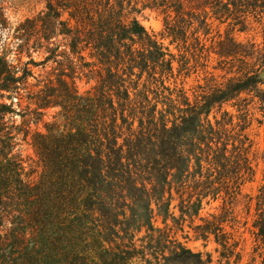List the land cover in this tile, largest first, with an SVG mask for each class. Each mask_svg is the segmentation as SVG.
<instances>
[{
    "label": "trees",
    "instance_id": "trees-1",
    "mask_svg": "<svg viewBox=\"0 0 264 264\" xmlns=\"http://www.w3.org/2000/svg\"><path fill=\"white\" fill-rule=\"evenodd\" d=\"M26 1L0 0V264H213L176 236L187 219L195 239L220 246L215 264H239L236 207L255 174L244 131L253 110L264 121V35L232 32L264 20V0H40L36 15L11 20L7 4ZM144 8L163 16L160 37L132 15ZM211 54L229 76L190 95L183 78ZM77 79L92 84L81 91ZM21 133L36 179L14 153ZM252 227L264 264V178Z\"/></svg>",
    "mask_w": 264,
    "mask_h": 264
},
{
    "label": "rangeland",
    "instance_id": "rangeland-1",
    "mask_svg": "<svg viewBox=\"0 0 264 264\" xmlns=\"http://www.w3.org/2000/svg\"><path fill=\"white\" fill-rule=\"evenodd\" d=\"M8 10L7 13L11 20L23 19L24 17L36 15L43 7V3L40 0H27L26 2L20 3L13 6L10 2L7 4ZM140 22V24L150 33L155 34L157 37H160V33L163 27V16L154 9L144 8L132 14ZM226 28L225 25L220 27V31L223 32ZM264 20L260 22H255L252 18L248 26L244 30H234L232 32L233 36L239 41L252 40L256 43L263 42L264 35ZM211 36V35H209ZM165 45H169L168 39H162ZM170 50L177 54V49L174 45H169ZM35 60H41L42 55L33 53ZM27 57L23 56L22 60H26ZM216 57L211 54L205 66H202L200 62L198 65L193 68L190 67V71L186 77H184V86L187 89L188 93L191 95L193 92V87L196 84L205 85L211 82V76L216 78L218 81L225 80L229 75L225 74L224 71L216 69ZM174 65L177 66V62H174ZM193 65V62L190 61V66ZM55 64L52 62H47L44 64H39L37 66H31L32 76L28 78V83H35L36 79H42L44 76L51 71V68ZM261 77L264 80V66L261 69ZM77 84L79 89L82 91L87 89L92 84L85 83V80H78ZM15 99V97H14ZM5 102L9 103V99H4ZM23 105L26 104L25 98L22 102ZM225 108L232 114H236L235 109L230 106H225ZM56 111L54 108H49L45 111V115L42 117L44 121L51 119V115ZM6 118H9V114L6 115ZM17 124H20L22 118L16 114L13 116ZM263 119L262 112L255 109L253 110L252 116L248 117L247 123L248 126L245 129V133L249 136L252 146L250 149V157L253 161L255 174L252 180L245 182L242 186L243 194H246L251 197V201L248 205V198H243L241 202L236 207V212L238 213V221L236 225L237 231L234 232L235 239L239 240L238 248H242V256L239 264H260L262 258L254 252L255 247V236L253 234L252 221L255 214V195L257 194L258 188L263 183L264 178V164L261 159L262 152L264 150V121L260 122ZM238 119L234 117V122ZM43 122V121H42ZM39 122L37 125L30 123L31 129H40L44 130L43 123ZM30 136H27L26 139H23L22 133L18 136L17 145L14 149V153L19 155V158L22 160L24 166V172L29 174L31 179H36L39 173V167L36 162V157L34 152L29 144ZM176 201L173 202V204ZM221 201H211L209 204H204L200 212L201 216L207 215L210 212L217 210ZM175 214H178V211H175ZM195 222H199L198 218H195ZM168 223L173 225L172 220L168 219ZM156 224L162 226L161 218H157ZM174 230L176 231V236L186 243V245L194 250H200L203 252H209L212 255L213 264L216 263V260L219 258V253L216 251V247L220 249V246L217 245L212 239L204 243L201 239H195L190 221L187 219L183 223V231L179 230L176 225H173ZM230 230V228H227ZM232 262V260H231Z\"/></svg>",
    "mask_w": 264,
    "mask_h": 264
}]
</instances>
